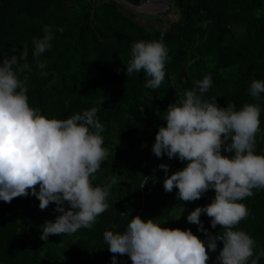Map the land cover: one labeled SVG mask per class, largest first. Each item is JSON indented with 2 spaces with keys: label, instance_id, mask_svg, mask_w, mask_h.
Returning a JSON list of instances; mask_svg holds the SVG:
<instances>
[{
  "label": "trees",
  "instance_id": "16d2710c",
  "mask_svg": "<svg viewBox=\"0 0 264 264\" xmlns=\"http://www.w3.org/2000/svg\"><path fill=\"white\" fill-rule=\"evenodd\" d=\"M170 13L173 19H164ZM163 16H138L112 0H0V60L13 48L19 56L27 47L32 71L21 78L29 77L30 105L49 119H67L98 108L110 155L94 184L103 186L118 175L108 210L91 230L80 229L71 236L41 239L42 226L60 215L54 203L41 210L31 192L11 203L0 201V264H113L104 232L122 234L135 216L153 219L162 227L191 229L207 239L187 217L197 207L209 205L215 191L194 202L178 200V189L165 192L166 175L159 165L168 166V176L186 165L166 154L158 158L152 151L159 128L166 127L169 105L205 76L212 79L205 100L215 97L220 107L234 104L236 110L245 104L261 107L256 154L264 155V93L259 100L249 95L253 81H264V0H171ZM46 25L54 39L51 51L39 58L46 67L39 69L33 40L42 38ZM162 33L171 59L160 88L148 89L143 70L129 78L126 67L135 42L159 41ZM42 71L48 75L42 76ZM253 191L252 197L240 201L251 215L235 230L252 236L259 254L264 251V190ZM200 220L212 235L223 230L213 229L206 214ZM222 248L219 242L216 252L209 250L208 264H217ZM116 264L132 261L116 254ZM259 264H264V257Z\"/></svg>",
  "mask_w": 264,
  "mask_h": 264
},
{
  "label": "clouds",
  "instance_id": "9594fccd",
  "mask_svg": "<svg viewBox=\"0 0 264 264\" xmlns=\"http://www.w3.org/2000/svg\"><path fill=\"white\" fill-rule=\"evenodd\" d=\"M43 32L42 38L33 40L39 69L46 67L39 58L51 51L54 39L50 26ZM163 35L159 41L135 42L126 67L129 78L143 70L148 89L160 88L171 59ZM15 53L13 48L10 56L0 60V201L11 203L31 192L40 201L41 210L54 203L60 215L54 223L42 226L43 240L91 230L110 207L111 188L118 183V175H113L103 186L94 184L110 155L101 135L105 128L97 117L99 109L93 107L67 119L46 118L29 103L28 75L21 78L25 71H32L27 47L19 56ZM41 75L48 73L42 71ZM211 87V77L205 76L169 105L166 127L159 128L152 149L158 158L166 154L186 165L170 176L168 166L159 165L166 175L165 192L178 189V200L194 202L209 190L215 191L209 205L197 207L187 217L207 239L194 235L191 229L162 227L153 219L135 216L122 234L104 232L108 250L114 254L113 264L116 254L129 256L132 264H208L209 250L216 252L219 242L223 248L217 264H259L264 257V251L255 252L252 236L235 230L251 215L240 201L252 197L254 189L264 190V155L256 154L262 109L257 104H245L241 110L234 104L220 107L215 97L203 98ZM262 93L264 81H253L249 95L259 100ZM204 214L213 229L221 226L219 234L212 235L204 228L200 220Z\"/></svg>",
  "mask_w": 264,
  "mask_h": 264
},
{
  "label": "water",
  "instance_id": "95a60500",
  "mask_svg": "<svg viewBox=\"0 0 264 264\" xmlns=\"http://www.w3.org/2000/svg\"><path fill=\"white\" fill-rule=\"evenodd\" d=\"M133 14L157 18L169 12L171 0H112ZM147 6H151L147 8ZM171 17H174L170 13Z\"/></svg>",
  "mask_w": 264,
  "mask_h": 264
},
{
  "label": "rangeland",
  "instance_id": "374dc122",
  "mask_svg": "<svg viewBox=\"0 0 264 264\" xmlns=\"http://www.w3.org/2000/svg\"><path fill=\"white\" fill-rule=\"evenodd\" d=\"M173 19V17L170 16V14H167L166 16H164V19Z\"/></svg>",
  "mask_w": 264,
  "mask_h": 264
},
{
  "label": "bare ground",
  "instance_id": "6f19581e",
  "mask_svg": "<svg viewBox=\"0 0 264 264\" xmlns=\"http://www.w3.org/2000/svg\"><path fill=\"white\" fill-rule=\"evenodd\" d=\"M151 6H147V8H150Z\"/></svg>",
  "mask_w": 264,
  "mask_h": 264
},
{
  "label": "flooded vegetation",
  "instance_id": "af4514ba",
  "mask_svg": "<svg viewBox=\"0 0 264 264\" xmlns=\"http://www.w3.org/2000/svg\"><path fill=\"white\" fill-rule=\"evenodd\" d=\"M164 15V14H163ZM163 15H161V16H163ZM164 17V16H163Z\"/></svg>",
  "mask_w": 264,
  "mask_h": 264
}]
</instances>
